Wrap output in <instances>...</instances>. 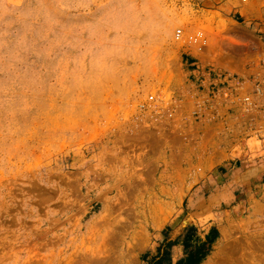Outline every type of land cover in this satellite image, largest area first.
Listing matches in <instances>:
<instances>
[{
  "label": "rangeland",
  "instance_id": "374dc122",
  "mask_svg": "<svg viewBox=\"0 0 264 264\" xmlns=\"http://www.w3.org/2000/svg\"><path fill=\"white\" fill-rule=\"evenodd\" d=\"M262 52L264 0H0V264H147L188 225L264 264V126L191 73Z\"/></svg>",
  "mask_w": 264,
  "mask_h": 264
},
{
  "label": "built area",
  "instance_id": "2783aa9c",
  "mask_svg": "<svg viewBox=\"0 0 264 264\" xmlns=\"http://www.w3.org/2000/svg\"><path fill=\"white\" fill-rule=\"evenodd\" d=\"M174 38L186 39L198 49L207 41L202 31L185 36L181 28L175 30ZM233 64V69L219 70L214 77L206 68H194V77L200 84H208L209 105L214 112L238 109L249 122L264 126V52L247 58L233 57Z\"/></svg>",
  "mask_w": 264,
  "mask_h": 264
},
{
  "label": "trees",
  "instance_id": "16d2710c",
  "mask_svg": "<svg viewBox=\"0 0 264 264\" xmlns=\"http://www.w3.org/2000/svg\"><path fill=\"white\" fill-rule=\"evenodd\" d=\"M217 238V232L213 228L210 229L205 238H201L196 228L188 225L184 228L181 235L174 241H167L157 247V253L154 256L143 255L147 260V264H172L170 247L173 244L181 243L184 249V255L174 264H200L209 254L211 245ZM194 243V244H193Z\"/></svg>",
  "mask_w": 264,
  "mask_h": 264
},
{
  "label": "bare ground",
  "instance_id": "6f19581e",
  "mask_svg": "<svg viewBox=\"0 0 264 264\" xmlns=\"http://www.w3.org/2000/svg\"><path fill=\"white\" fill-rule=\"evenodd\" d=\"M158 205V204H157ZM159 206V205H158ZM149 209H151V208H149ZM161 212V211H160ZM166 217V216H165ZM91 257V256H90ZM88 259H90V258H88ZM94 259V260H93ZM93 259H90L87 263L88 264H101V260H99V258L98 257H94L93 256Z\"/></svg>",
  "mask_w": 264,
  "mask_h": 264
},
{
  "label": "crops",
  "instance_id": "0c3cea01",
  "mask_svg": "<svg viewBox=\"0 0 264 264\" xmlns=\"http://www.w3.org/2000/svg\"><path fill=\"white\" fill-rule=\"evenodd\" d=\"M194 75V70L191 72ZM197 78V77H196ZM199 78V77H198Z\"/></svg>",
  "mask_w": 264,
  "mask_h": 264
}]
</instances>
